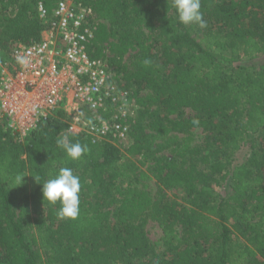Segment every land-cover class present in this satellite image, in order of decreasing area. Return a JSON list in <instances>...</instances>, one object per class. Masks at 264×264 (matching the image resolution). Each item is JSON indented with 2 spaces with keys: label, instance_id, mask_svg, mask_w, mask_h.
<instances>
[{
  "label": "trees",
  "instance_id": "1",
  "mask_svg": "<svg viewBox=\"0 0 264 264\" xmlns=\"http://www.w3.org/2000/svg\"><path fill=\"white\" fill-rule=\"evenodd\" d=\"M57 1L0 0L1 60L40 39L37 4L50 15ZM80 1L102 21L90 57L107 61L137 106L128 145L66 132L62 112L22 140L0 124V264H264V61L232 63L264 54V0H200L204 27L179 23L172 0ZM63 137L88 151L70 160ZM61 167L80 179L76 219L42 199Z\"/></svg>",
  "mask_w": 264,
  "mask_h": 264
},
{
  "label": "built area",
  "instance_id": "2",
  "mask_svg": "<svg viewBox=\"0 0 264 264\" xmlns=\"http://www.w3.org/2000/svg\"><path fill=\"white\" fill-rule=\"evenodd\" d=\"M37 12L40 39L17 43L0 59V124L22 140L62 112L66 132L127 140L135 101L107 61L87 51L102 21L80 0H58L50 15L38 2Z\"/></svg>",
  "mask_w": 264,
  "mask_h": 264
},
{
  "label": "clouds",
  "instance_id": "3",
  "mask_svg": "<svg viewBox=\"0 0 264 264\" xmlns=\"http://www.w3.org/2000/svg\"><path fill=\"white\" fill-rule=\"evenodd\" d=\"M172 7L176 12L179 23L182 25L205 26L203 14L200 10V0H172ZM145 63H148V61H145ZM57 144L72 161L78 160L88 151L87 145H82L79 142L73 143L67 137L59 139ZM25 176L26 174L23 173L16 174L12 187L21 186ZM34 178L37 181V178ZM41 184L43 202L47 201L50 205L59 204L56 211L59 219H76L78 217L81 184L79 177L74 175L71 168L61 167L52 178Z\"/></svg>",
  "mask_w": 264,
  "mask_h": 264
},
{
  "label": "rangeland",
  "instance_id": "4",
  "mask_svg": "<svg viewBox=\"0 0 264 264\" xmlns=\"http://www.w3.org/2000/svg\"><path fill=\"white\" fill-rule=\"evenodd\" d=\"M126 60H129V55L126 56ZM264 61V54L263 55H259L258 57L251 59V60H242V59H238V60H234L232 63L234 64H250L256 67H259L262 62ZM120 77V76H119ZM192 116V112L190 110H184L183 112V117L188 118ZM194 133L197 134V140H202L205 136V134L207 133V131L203 130L202 127H195L194 129ZM116 144L118 145V147L124 151L126 146L128 145L127 140H122V141H116ZM247 149H248V145H244L238 152H236L235 154V159L236 160H240L242 159L246 153H247ZM149 186V190L154 193L155 190L157 189V184L155 183L154 180L151 181H147L146 182ZM228 182L221 186V187H217L216 191L218 194L222 195V196H226L227 192H228V186H227ZM168 196L170 198L176 199L178 202H180L181 204L185 203V197L184 194L180 191V190H174V189H169L166 191ZM145 230L149 236V238L151 240H156L160 237L161 235V230L158 227L157 224L153 223V222H149L146 227Z\"/></svg>",
  "mask_w": 264,
  "mask_h": 264
},
{
  "label": "crops",
  "instance_id": "5",
  "mask_svg": "<svg viewBox=\"0 0 264 264\" xmlns=\"http://www.w3.org/2000/svg\"><path fill=\"white\" fill-rule=\"evenodd\" d=\"M85 115H88V114H85ZM90 117V115H88Z\"/></svg>",
  "mask_w": 264,
  "mask_h": 264
}]
</instances>
